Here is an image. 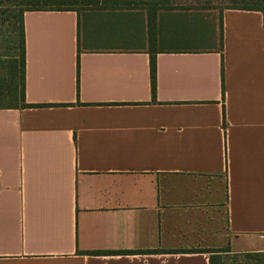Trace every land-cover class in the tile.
I'll return each mask as SVG.
<instances>
[{"label":"crops","instance_id":"0c3cea01","mask_svg":"<svg viewBox=\"0 0 264 264\" xmlns=\"http://www.w3.org/2000/svg\"><path fill=\"white\" fill-rule=\"evenodd\" d=\"M146 13L185 12L24 13L32 107L0 109V264L263 255L264 17L225 9L222 47H162Z\"/></svg>","mask_w":264,"mask_h":264},{"label":"trees","instance_id":"16d2710c","mask_svg":"<svg viewBox=\"0 0 264 264\" xmlns=\"http://www.w3.org/2000/svg\"><path fill=\"white\" fill-rule=\"evenodd\" d=\"M11 0H0V3ZM16 2L15 8L10 11L8 21L10 25L4 28L0 25V109L12 108H29L32 105L24 104V68H25V38H24V21L23 15L29 11H76V7H83L87 4L97 3L99 0H13ZM168 2V0H166ZM102 2V1H101ZM122 1L103 0L100 10H120L124 7ZM159 2V3H158ZM162 0H146V4L142 9L147 11L168 10L162 4ZM240 6H233L227 9L242 10V11H257L262 13L264 17V0H242ZM146 6V8L144 7ZM118 15L119 13H109L108 17ZM148 18V28L150 31V42L156 38L158 29V18L161 19V13H146ZM176 17V16H174ZM160 22V21H159ZM219 43L222 47V16L220 14L219 21ZM208 27V25H207ZM201 24H198L195 19L185 29L177 26L174 28L176 36L186 37L189 39H197L198 41H206L214 31L204 32ZM177 32V33H176ZM208 32V34H207ZM183 33V34H180ZM206 34V35H205ZM151 70V85L152 92L155 91V56L150 58ZM21 103V104H20ZM151 252H115L111 254L134 255V254H149ZM175 254H206L208 255L209 264H222L223 256L232 254L229 249H205V250H184L176 251ZM101 254V253H96ZM237 255V254H235ZM247 258L255 260H263V255L260 254H245Z\"/></svg>","mask_w":264,"mask_h":264},{"label":"rangeland","instance_id":"374dc122","mask_svg":"<svg viewBox=\"0 0 264 264\" xmlns=\"http://www.w3.org/2000/svg\"><path fill=\"white\" fill-rule=\"evenodd\" d=\"M103 0H99L97 3L87 4L83 7H76L78 12L81 11H96L100 10ZM122 1L121 5H124L123 9H136L142 8L146 4V0H117ZM165 9L162 11H176L185 13H161V19H159V42L162 47H179L186 46L188 44L194 43L192 39L186 37L176 36L174 32L175 26L185 29L189 26L195 19H197L198 24H201L202 28L205 29L204 32L211 31L213 25H218L217 19L223 10L233 7L240 6L243 4L242 0H162ZM159 3V2H158ZM16 2L4 1L0 3V25L4 23L3 27L7 28L10 25L8 21V15L10 11L15 8ZM146 8V6H144ZM120 9V10H123ZM111 10V11H120ZM81 15H92L93 13H80ZM97 14V13H96ZM94 15V14H93ZM95 16V15H94ZM176 16V17H174ZM208 25V27H207ZM209 32V31H208ZM2 33V32H0ZM177 33V32H176ZM183 34V33H180ZM1 35V34H0ZM206 35V34H205ZM200 46H214L218 48L219 38L216 37L212 39L209 37L206 41L196 43ZM1 51V50H0ZM21 104V103H20ZM222 264H264L262 260H253L247 258L245 255H235L228 254L223 256Z\"/></svg>","mask_w":264,"mask_h":264},{"label":"built area","instance_id":"2783aa9c","mask_svg":"<svg viewBox=\"0 0 264 264\" xmlns=\"http://www.w3.org/2000/svg\"><path fill=\"white\" fill-rule=\"evenodd\" d=\"M263 260H264V252H263Z\"/></svg>","mask_w":264,"mask_h":264}]
</instances>
